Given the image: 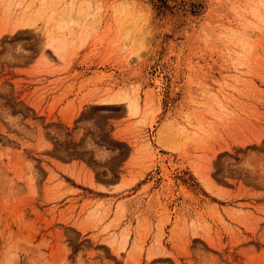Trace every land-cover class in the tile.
Returning <instances> with one entry per match:
<instances>
[{
	"label": "rangeland",
	"instance_id": "374dc122",
	"mask_svg": "<svg viewBox=\"0 0 264 264\" xmlns=\"http://www.w3.org/2000/svg\"><path fill=\"white\" fill-rule=\"evenodd\" d=\"M0 264H264V0H0Z\"/></svg>",
	"mask_w": 264,
	"mask_h": 264
},
{
	"label": "bare ground",
	"instance_id": "6f19581e",
	"mask_svg": "<svg viewBox=\"0 0 264 264\" xmlns=\"http://www.w3.org/2000/svg\"><path fill=\"white\" fill-rule=\"evenodd\" d=\"M53 13H55L54 11H52L51 12V14H48V15H46V18H45V20H44V22L45 23H47L48 22V20H49V18L51 17V15H53ZM46 14V13H45ZM44 15V12L39 16V19H40V17L41 16H43ZM61 16H62V13H61ZM64 17V16H63ZM60 18L58 21H56L53 25V27H55V30L57 31H59V32H61V33H63L64 31H65V29H66V27H65V23H66V21H65V18ZM36 20H37V18H36ZM34 22L32 21L31 22V24H33ZM59 32H57V33H59ZM51 39V38H50ZM52 42V41H51ZM53 43V42H52ZM52 43H49V44H52ZM124 99V97H118V98H116L115 99V101H117V102H119V101H122ZM128 106V105H127ZM128 108H129V112L131 113H134L135 112V110H134V107H132V106H128Z\"/></svg>",
	"mask_w": 264,
	"mask_h": 264
}]
</instances>
